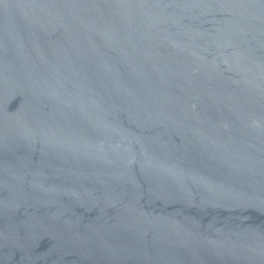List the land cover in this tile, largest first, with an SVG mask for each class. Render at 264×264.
I'll return each mask as SVG.
<instances>
[{
  "label": "water",
  "instance_id": "95a60500",
  "mask_svg": "<svg viewBox=\"0 0 264 264\" xmlns=\"http://www.w3.org/2000/svg\"><path fill=\"white\" fill-rule=\"evenodd\" d=\"M0 264H264V0H0Z\"/></svg>",
  "mask_w": 264,
  "mask_h": 264
}]
</instances>
